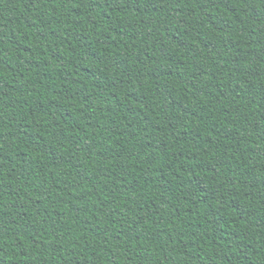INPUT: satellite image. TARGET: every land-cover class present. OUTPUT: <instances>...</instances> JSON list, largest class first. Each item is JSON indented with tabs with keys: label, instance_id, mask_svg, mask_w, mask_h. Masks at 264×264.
Listing matches in <instances>:
<instances>
[{
	"label": "trees",
	"instance_id": "16d2710c",
	"mask_svg": "<svg viewBox=\"0 0 264 264\" xmlns=\"http://www.w3.org/2000/svg\"><path fill=\"white\" fill-rule=\"evenodd\" d=\"M0 264H264V0H0Z\"/></svg>",
	"mask_w": 264,
	"mask_h": 264
}]
</instances>
